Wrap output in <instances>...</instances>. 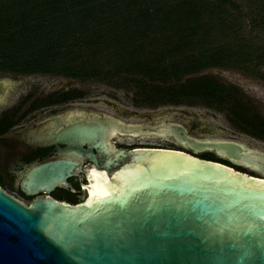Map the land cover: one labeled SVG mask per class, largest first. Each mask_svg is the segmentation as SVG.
<instances>
[{"label":"water","instance_id":"water-1","mask_svg":"<svg viewBox=\"0 0 264 264\" xmlns=\"http://www.w3.org/2000/svg\"><path fill=\"white\" fill-rule=\"evenodd\" d=\"M116 134L167 138L261 178L177 150L116 149L108 143ZM16 138L32 148L65 145L25 173V196L77 194L67 180L83 159L91 167L81 172L85 184L78 176L87 195L76 204L40 196L25 206L0 189V264H264L263 152L92 110L54 115Z\"/></svg>","mask_w":264,"mask_h":264},{"label":"trees","instance_id":"trees-1","mask_svg":"<svg viewBox=\"0 0 264 264\" xmlns=\"http://www.w3.org/2000/svg\"><path fill=\"white\" fill-rule=\"evenodd\" d=\"M262 37L264 0H0V72L101 82L129 90L139 108L226 111L264 141V121L235 89L200 75L256 73Z\"/></svg>","mask_w":264,"mask_h":264},{"label":"flooded vegetation","instance_id":"flooded-vegetation-1","mask_svg":"<svg viewBox=\"0 0 264 264\" xmlns=\"http://www.w3.org/2000/svg\"><path fill=\"white\" fill-rule=\"evenodd\" d=\"M220 70L234 71L242 74L243 76H246L251 80H255L259 83L264 84V66L258 67V72L256 71V73L251 74H247L246 72L242 71H236L233 69ZM202 73L201 75H203ZM48 79H58V81L57 83H45V80ZM216 80L219 81L218 79ZM72 81L78 80L43 74L18 75L0 72V189L4 193L7 192L13 194L14 196L10 197L18 201L20 204L25 203V206L29 205L33 199L40 196H48L56 201L76 204L82 202L87 195L84 189H80L79 182H77L79 176V178H81V184L86 183L85 175L81 173L85 172L86 169H89L91 167V163H89L86 159H83L80 165L81 172H77V176H73L67 180V184H69L72 190L80 191L77 194H73L65 189L54 188L49 193L41 192L38 195L29 197L25 196L19 187V182L21 181L25 173L30 171L37 162L43 160L45 156H52V153L56 152V149H53L55 146L61 149L65 145L51 144L50 146L41 148L37 146L32 148L29 147L24 141L16 138V136L23 134L32 126L44 121L49 117L69 110H92L109 116L121 122L122 124L132 126L135 125L137 127L156 126L166 123L176 124L183 127L188 136H191L190 134L192 132L197 135H201V138H194L199 141H227L236 143L231 140L214 139L213 137L221 131L220 127L214 123L203 120L198 113L194 112L183 110L178 111V115L182 119L183 123L181 125L170 122L172 121V118L168 114H170L171 110L155 111L151 113L148 111L154 109L135 107L131 101V98L130 104L127 107L122 106L117 102L112 103L108 101H105L104 103L102 102L105 110H96L90 106H79L81 102H84L85 94L81 91L70 89V86H72ZM219 82L222 83L225 87H232L233 89H235L236 93L234 95L237 98V101L240 100L241 103L245 105V109H249L251 113L256 114L259 118H261V120L264 121V109H260L256 101L247 96L246 93H244L237 85L227 84L221 81ZM79 94L80 96H78ZM155 110H157V108ZM220 113L224 114L225 121L231 127L233 132L244 135L251 140L264 143V141L256 139L250 135L245 134L239 129H236L229 121V118L231 119L232 116L228 112L221 111ZM167 118H169V120ZM136 119L139 120L138 123L130 121ZM151 138L159 139L163 142L169 141L167 138L163 139L161 137H150L148 135H139L133 138L126 135H122L119 137L116 134L115 139L110 138V140H108V143L113 144V147H115L116 149L125 151L138 148H156L177 150L188 153L200 159H204L203 156H207L210 157V159H206L208 161L216 162L247 175L261 178L255 172L251 173L248 167H240L238 165L229 163L227 160L218 159L216 155H213L211 152H202L199 155L175 145V143H173L172 141H169V146L152 144L148 141L140 142V139L148 140ZM243 147L247 149L245 146Z\"/></svg>","mask_w":264,"mask_h":264},{"label":"rangeland","instance_id":"rangeland-1","mask_svg":"<svg viewBox=\"0 0 264 264\" xmlns=\"http://www.w3.org/2000/svg\"><path fill=\"white\" fill-rule=\"evenodd\" d=\"M238 15H240L242 18H244L246 9L244 8V5H241L238 9ZM264 38V37H262ZM203 75L211 76L223 83L227 84H234L237 85L244 93H246L247 96L252 98L254 101L257 102L258 107L260 109H264V84L259 83L255 80H251L247 78L246 76H243L240 73L234 72V71H228V70H220V69H212L207 70L202 73ZM201 75V74H200ZM58 79H48L45 80V83H57ZM72 86H70V89H75L78 91H81L85 94V100L84 102H81L79 106H90L93 107L96 110H105L102 102L105 101L108 102H117L122 106H129L130 104V98H131V92L129 90L125 89H118L114 88L110 85L96 82V81H85V82H78V81H72ZM171 110L170 115L172 118V121L177 124H183L182 119L178 115V111H188V112H194L198 113L200 117L205 120L209 121L211 123L216 124L220 127V132L216 134L213 138L219 139V140H231L236 143H239L246 148L249 149H256L264 153V143L251 140L250 138L238 134L237 132H233L231 127L228 125V123L225 121L224 114L217 112L215 110L205 109L203 107H187V106H166V107H159L157 110H149L148 112H155V111H166ZM132 122L138 123L139 120H130ZM190 137L193 138H201V135H197L195 133H191ZM210 138V137H209ZM148 141L152 144H160L162 146H169L170 142H163L159 139H140V142ZM9 196H14L13 194L5 192ZM25 205V203H22Z\"/></svg>","mask_w":264,"mask_h":264}]
</instances>
